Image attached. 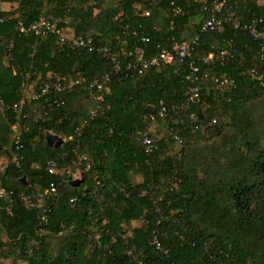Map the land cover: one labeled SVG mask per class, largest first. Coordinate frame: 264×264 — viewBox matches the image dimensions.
Masks as SVG:
<instances>
[{
  "label": "trees",
  "instance_id": "trees-1",
  "mask_svg": "<svg viewBox=\"0 0 264 264\" xmlns=\"http://www.w3.org/2000/svg\"><path fill=\"white\" fill-rule=\"evenodd\" d=\"M6 1L19 6L1 12L0 24V109L6 116H0V145L9 147V153L0 150L8 157L0 184L9 195L0 199V264H264V134L249 133L246 112L247 104L264 99L260 43L232 26L207 33L195 54L197 61L213 54L210 64L199 61L209 74L202 102L173 110L188 98L187 64L139 74L125 68L123 57L124 69L116 74L104 55L61 45L55 35L22 34L18 24L50 15L96 46L143 48L149 57L196 37L207 18L203 3L213 0H118L115 8L106 7L108 0H91L87 7L72 0ZM222 1L226 13L235 12L243 23L257 19L264 29V0ZM145 36L149 43L142 42ZM106 73L112 80L95 99L85 86ZM220 74L236 86L219 88L214 77ZM28 76L38 79L36 89L56 76L86 82L32 100L24 99ZM161 102L169 112L159 122H168L171 133L166 140L156 139V129L150 132L157 149L148 157L139 133ZM15 124L22 148L11 137ZM232 125L237 130L230 140L236 142L240 131L253 140L246 141V151L230 148L221 154L224 162L208 158L205 145L216 139L226 144ZM47 132L64 144L51 147ZM178 139L184 144L180 157L170 151ZM57 159L60 170L81 165L79 185L49 172L48 162ZM199 170L214 176L200 179ZM132 175L142 182L134 183ZM53 183L59 197L42 200L50 208L45 222L37 196H48ZM134 221L143 224L128 235L126 226ZM154 231L161 249L152 244Z\"/></svg>",
  "mask_w": 264,
  "mask_h": 264
},
{
  "label": "built area",
  "instance_id": "built-area-1",
  "mask_svg": "<svg viewBox=\"0 0 264 264\" xmlns=\"http://www.w3.org/2000/svg\"><path fill=\"white\" fill-rule=\"evenodd\" d=\"M203 3L202 0H197ZM1 0H0V24L5 22V19L1 15ZM225 1L222 0H213L211 4L203 3V11L207 14V18L203 23L199 34L194 37L191 41L187 42H174L170 48H161L160 51L153 55L147 56L145 49L126 50L125 48L112 47L111 45H101L96 46L93 42L92 37L85 38L83 36H73L67 35V30L65 27H61V21L59 18H49L46 16H41L38 19L31 21L29 23L20 21L18 24V30L22 34H33L39 38H47L49 36L55 35L59 38L61 45L70 44L75 48H86L89 51L98 52L108 59L113 64L114 73L118 74L123 71V57L126 59L125 68L127 70L136 71L139 74H143L149 70H160L161 68L173 65L178 63L180 65L187 64L188 73L186 75L187 83V100L181 105L174 106L173 110L183 109L187 104H200L202 102L201 87L207 81L209 74L201 70L199 61H202L206 64H210L213 60V54H210L206 57L201 58L200 60L195 59V54L198 48L201 45L204 36L207 33L223 30L226 26H232L234 29L243 30L248 32L255 40L260 43V59L264 62V29L259 28L261 21L255 19L250 23H243L236 15L235 12H225ZM178 12V11H177ZM149 15V12L146 13ZM142 42L149 43V37H142ZM174 40V39H173ZM126 43V42H125ZM114 50H117L116 52ZM233 53H237L234 49ZM222 55L224 57L233 56L229 51H223ZM253 75L257 77V72L254 71ZM112 80V74L106 73L100 79L88 83L85 86L86 91H88L96 99V93H101L107 89L108 84ZM214 80L219 88L222 90L230 89L235 87V80L226 74L216 75ZM85 79L77 80L75 82H65L60 76H56L54 81H49L36 89L35 93L30 97L32 100H38L43 96H49L52 94L60 95L68 90L73 89L77 84H84ZM100 100V97H99ZM24 101L19 102L14 105V109L20 110ZM50 105L43 106V109H47ZM169 112V108L165 106L163 102L160 103V110L158 115L150 114L147 116L149 120V126L143 133H139L141 136V142L143 150L148 157H151L157 145L155 140L150 136V132L153 130V127L158 124L160 119L166 117ZM194 118V116H192ZM215 123V120H214ZM181 143L182 140L178 139ZM15 143L18 145V148H22L20 145V134L15 136ZM148 165L151 164L150 159L146 162ZM49 172L54 175H61L60 170V161L50 160L48 162ZM74 181V180H73ZM7 197L9 198L8 192L1 187L0 185V199ZM45 198L57 199L59 197L58 185L56 183L51 184L50 193L48 196L38 195L37 200L41 201L39 207L42 209L43 221L47 222L48 213L50 211L49 206H46L42 203V200ZM25 200L29 204L31 197H25ZM30 205V204H29ZM32 206H35L34 202L31 203ZM152 244L158 249L162 248L161 242L158 239L157 231L153 232Z\"/></svg>",
  "mask_w": 264,
  "mask_h": 264
},
{
  "label": "rangeland",
  "instance_id": "rangeland-1",
  "mask_svg": "<svg viewBox=\"0 0 264 264\" xmlns=\"http://www.w3.org/2000/svg\"><path fill=\"white\" fill-rule=\"evenodd\" d=\"M73 5H84L83 7H87L90 3L91 0H72ZM4 0H1V3L3 4ZM118 4V0H108L106 3V7H113L115 8ZM262 5H264V2H261ZM56 6V2L52 3L48 7V11H51L54 7ZM137 7H140L137 5ZM99 10H96L95 13H98ZM49 18H53L52 16H48ZM70 20H67L69 22ZM67 29V28H66ZM74 35V32L72 33V30L69 29L67 32L68 36ZM72 35V36H73ZM247 115L249 118V121L252 123L248 127V131L251 135H253L256 138H263L264 134V99L257 100L253 105L247 104ZM233 125L230 126V128L227 129V132L225 134V138L228 140L226 144L222 143L221 140H212L208 144H206V148H204L203 152L205 155L210 158V159H215L218 160L219 162H224V159L222 158L221 154L224 151H229L230 148L233 147H240L242 150L245 152L246 151V146L245 143L246 141H250L251 139L248 140V137L244 135V133L239 132L237 136V141L233 142L231 139V136L234 133L233 130ZM236 129V127H234ZM153 129H156L157 136L156 139H169V135L171 133L169 123L168 122H159L157 125L153 127ZM237 130V129H236ZM20 134V129H17V131L12 130L11 131V137H15V135ZM250 138V137H249ZM253 141V140H251ZM221 142V143H220ZM213 146V147H212ZM226 146V147H225ZM184 147V144L177 141L174 142L173 145H170V151L171 154L176 155V156H181L182 149ZM204 147V146H203ZM212 148V149H210ZM209 170V169H208ZM61 172L63 173L64 176L66 177H71L72 180L76 179H83V170L81 165L78 163L76 165H72L68 170L62 169ZM198 177L200 179H204L206 176L207 177H213V173H205L204 170H199L197 173ZM132 180L134 183H140L142 182V177L139 175H132ZM143 224V221H134L130 226H126V229L128 230V235L131 234L132 229L134 227H139ZM5 263H9L8 261Z\"/></svg>",
  "mask_w": 264,
  "mask_h": 264
},
{
  "label": "crops",
  "instance_id": "crops-1",
  "mask_svg": "<svg viewBox=\"0 0 264 264\" xmlns=\"http://www.w3.org/2000/svg\"><path fill=\"white\" fill-rule=\"evenodd\" d=\"M18 6H19L18 3L8 2V1L4 0L3 4H1V12L14 11V10H16L18 8ZM66 30L68 32L69 28H67ZM51 76H52V74L48 75V77H51ZM29 79H30V76H28L27 79H26V87H25V97H24V99H28V98L32 97V95L35 93L36 87L38 85V79H36V80L35 79L34 80H29ZM0 116L2 118L1 121L6 120V116H5L3 108L0 109ZM17 129H20L19 125L15 124V125L12 126V130L17 131ZM1 149H5L7 151V153H9V150H8L9 147L0 145V150ZM7 164H8V157H6L3 153L0 152V168L2 170H4ZM76 180H79V179H76Z\"/></svg>",
  "mask_w": 264,
  "mask_h": 264
},
{
  "label": "water",
  "instance_id": "water-1",
  "mask_svg": "<svg viewBox=\"0 0 264 264\" xmlns=\"http://www.w3.org/2000/svg\"><path fill=\"white\" fill-rule=\"evenodd\" d=\"M46 137H47V142L51 147L58 148L62 146L65 142V140L62 137H60L59 135L53 134L51 132H47ZM80 182L81 180L72 181L74 185H79Z\"/></svg>",
  "mask_w": 264,
  "mask_h": 264
}]
</instances>
